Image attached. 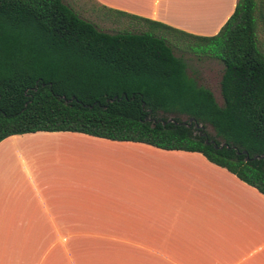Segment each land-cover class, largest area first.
<instances>
[{
  "label": "crops",
  "instance_id": "1",
  "mask_svg": "<svg viewBox=\"0 0 264 264\" xmlns=\"http://www.w3.org/2000/svg\"><path fill=\"white\" fill-rule=\"evenodd\" d=\"M90 1L199 36L238 3ZM0 264H264V194L199 152L11 135L0 142Z\"/></svg>",
  "mask_w": 264,
  "mask_h": 264
},
{
  "label": "trees",
  "instance_id": "2",
  "mask_svg": "<svg viewBox=\"0 0 264 264\" xmlns=\"http://www.w3.org/2000/svg\"><path fill=\"white\" fill-rule=\"evenodd\" d=\"M118 13L146 28L100 30L64 0H0V142L72 131L199 152L264 194V0H238L212 36ZM169 35L222 61L223 104Z\"/></svg>",
  "mask_w": 264,
  "mask_h": 264
},
{
  "label": "rangeland",
  "instance_id": "3",
  "mask_svg": "<svg viewBox=\"0 0 264 264\" xmlns=\"http://www.w3.org/2000/svg\"><path fill=\"white\" fill-rule=\"evenodd\" d=\"M64 1L68 3L82 18L93 22L100 30L106 32H140L146 28L145 24L136 22L117 12L98 6L90 0ZM169 39L174 46L176 55L184 57L188 62L189 73L196 77L198 83L210 88L214 92L219 103L223 104L220 88V81L224 70V64L222 61L213 57L197 56L185 47L183 37L181 36H178L176 40L173 36L169 35ZM190 41L193 42V40ZM182 119L184 120L186 117L182 116ZM207 129L214 135L212 128L208 127ZM48 231L51 235L52 230Z\"/></svg>",
  "mask_w": 264,
  "mask_h": 264
},
{
  "label": "water",
  "instance_id": "4",
  "mask_svg": "<svg viewBox=\"0 0 264 264\" xmlns=\"http://www.w3.org/2000/svg\"><path fill=\"white\" fill-rule=\"evenodd\" d=\"M174 119H169V121L170 122H172ZM161 121V120H160ZM193 122V119H190V123L189 124H191ZM204 129H205V127H201V135H204L205 137H207V140H206V142L207 143H213L214 141H210L209 139H208V134L206 133V132H204ZM216 147H217V145H215ZM244 153L246 154L247 152L246 151H244ZM256 159H258V158H263V156H256L255 157ZM250 159V157L247 155V157H246V160H249Z\"/></svg>",
  "mask_w": 264,
  "mask_h": 264
}]
</instances>
